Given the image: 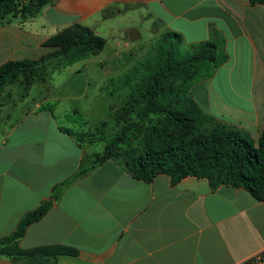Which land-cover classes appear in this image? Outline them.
<instances>
[{
  "label": "crops",
  "instance_id": "crops-1",
  "mask_svg": "<svg viewBox=\"0 0 264 264\" xmlns=\"http://www.w3.org/2000/svg\"><path fill=\"white\" fill-rule=\"evenodd\" d=\"M141 20L152 31L180 33L186 47L219 33L228 58L190 91L206 112L247 129L257 142L264 125V3L54 0L24 22L0 24V66L53 51L45 41L75 23L123 42ZM229 69L226 82L214 86ZM30 89L0 91V238L56 191L51 209L19 241L22 249L74 250L56 264H240L264 251V201L246 188L213 189L192 175L173 183L166 173L147 182L119 158L92 167L90 147L61 128L69 126L57 114L58 100L29 99Z\"/></svg>",
  "mask_w": 264,
  "mask_h": 264
},
{
  "label": "trees",
  "instance_id": "trees-1",
  "mask_svg": "<svg viewBox=\"0 0 264 264\" xmlns=\"http://www.w3.org/2000/svg\"><path fill=\"white\" fill-rule=\"evenodd\" d=\"M53 1L0 0V20L9 14H20L22 19L33 16ZM212 36L181 51L180 33L167 30L161 34L155 52L127 76L135 83L126 105L115 112L116 125L121 126L104 149L93 155L92 167L119 158L129 174L147 182L161 173L170 175L173 183L188 175L205 177L213 189L221 184L244 187L264 201V125L256 142L247 129L206 112L190 91L195 81L210 77L227 60V54L219 51V33L213 31ZM45 44L56 48L37 59L12 60L0 66V91L21 74L31 78L50 59L62 56L68 64L96 55L105 48L106 38L75 23L49 37ZM204 68L210 70L206 72ZM61 128L76 135L67 127ZM131 132H143V143L138 148L122 150ZM78 135L82 140L74 138L82 145L87 134ZM55 199L56 191L26 212L13 232L0 238L1 257H8L10 264H56L59 254L74 251L63 246H19L27 227L40 220Z\"/></svg>",
  "mask_w": 264,
  "mask_h": 264
},
{
  "label": "rangeland",
  "instance_id": "rangeland-1",
  "mask_svg": "<svg viewBox=\"0 0 264 264\" xmlns=\"http://www.w3.org/2000/svg\"><path fill=\"white\" fill-rule=\"evenodd\" d=\"M117 16L119 15H114ZM30 17L22 19L20 14H9L0 23L14 20L24 22ZM151 27L152 25L142 20L132 24L129 28H135L140 37L132 40L125 33L123 42L118 37L105 33L103 37L106 38V45L100 53L68 64L62 56L50 59L31 78L21 74L4 90L19 95L31 88L29 99L42 101L45 97H50L52 104L56 102V98L57 114L61 116V121L76 133L73 137L81 139L79 133L87 134L82 143L90 147L91 154L95 155L104 149L121 126L116 125L115 112L121 111L126 105L135 83L133 79L128 80L127 76L136 67H141V63L155 52L160 43L161 32L152 31ZM180 48L183 51L187 47L182 44ZM204 69L206 72L210 70ZM216 69L210 77L215 76ZM230 72L231 69L220 72L214 86L221 87L226 82L225 76ZM132 117L136 118L137 115L133 113ZM134 133L129 134L122 150L142 145L143 132Z\"/></svg>",
  "mask_w": 264,
  "mask_h": 264
},
{
  "label": "built area",
  "instance_id": "built-area-1",
  "mask_svg": "<svg viewBox=\"0 0 264 264\" xmlns=\"http://www.w3.org/2000/svg\"><path fill=\"white\" fill-rule=\"evenodd\" d=\"M264 262V251L253 254L248 259L242 261L240 264H261Z\"/></svg>",
  "mask_w": 264,
  "mask_h": 264
},
{
  "label": "water",
  "instance_id": "water-1",
  "mask_svg": "<svg viewBox=\"0 0 264 264\" xmlns=\"http://www.w3.org/2000/svg\"><path fill=\"white\" fill-rule=\"evenodd\" d=\"M129 38L132 40H136L140 37V33L135 28H130L128 30ZM11 260L8 257H1L0 256V264H10Z\"/></svg>",
  "mask_w": 264,
  "mask_h": 264
}]
</instances>
